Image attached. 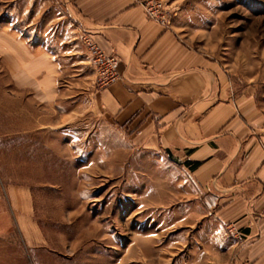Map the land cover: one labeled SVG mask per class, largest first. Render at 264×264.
Returning a JSON list of instances; mask_svg holds the SVG:
<instances>
[{
  "label": "rangeland",
  "instance_id": "obj_1",
  "mask_svg": "<svg viewBox=\"0 0 264 264\" xmlns=\"http://www.w3.org/2000/svg\"><path fill=\"white\" fill-rule=\"evenodd\" d=\"M11 1L0 0V264H184L179 162L131 143L93 102L121 79L119 58L64 0ZM138 4L264 108V0ZM85 33L117 61L104 83Z\"/></svg>",
  "mask_w": 264,
  "mask_h": 264
},
{
  "label": "crops",
  "instance_id": "obj_2",
  "mask_svg": "<svg viewBox=\"0 0 264 264\" xmlns=\"http://www.w3.org/2000/svg\"><path fill=\"white\" fill-rule=\"evenodd\" d=\"M64 2L119 58L121 79L97 94L98 109L131 143L179 162L184 264H264V108L138 0Z\"/></svg>",
  "mask_w": 264,
  "mask_h": 264
},
{
  "label": "built area",
  "instance_id": "obj_3",
  "mask_svg": "<svg viewBox=\"0 0 264 264\" xmlns=\"http://www.w3.org/2000/svg\"><path fill=\"white\" fill-rule=\"evenodd\" d=\"M161 5L156 3L152 4L151 2L145 4L146 13L154 20L159 21L163 25H168V15L167 13H162L160 11ZM165 11L166 9L163 8ZM86 41L85 43L89 47V51L92 57V64L98 75V81L104 83L105 80H108L109 74L114 72L117 67L116 59L108 54H105L100 48H98L92 41L89 34L85 33ZM109 69V71H107Z\"/></svg>",
  "mask_w": 264,
  "mask_h": 264
}]
</instances>
